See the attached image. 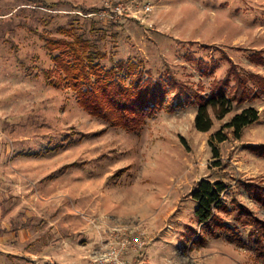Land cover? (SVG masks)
Returning a JSON list of instances; mask_svg holds the SVG:
<instances>
[{"label":"rangeland","instance_id":"rangeland-1","mask_svg":"<svg viewBox=\"0 0 264 264\" xmlns=\"http://www.w3.org/2000/svg\"><path fill=\"white\" fill-rule=\"evenodd\" d=\"M104 1L0 0V141H8V196L15 189L23 194L35 223L44 222L49 248L65 244L48 227L85 221L95 242L89 261L119 229L144 242L125 257L131 264H264L231 211L243 205L264 221V208L247 191L264 190V155H258L264 151V0H140L153 6L151 27L100 20L92 14ZM76 40L105 68L130 60L154 80L174 79L203 97L234 66L251 93L239 102L230 77L227 96L236 99L221 120L209 109L212 127L205 133L195 129L191 105L156 113L138 132L112 127L78 104L53 62L59 51L48 42ZM245 108L259 119L237 139L224 125ZM218 131L222 142L211 140ZM202 180L228 186L226 210L216 214L237 228L244 245L225 232L209 235L196 221L191 193ZM65 262L0 251V264Z\"/></svg>","mask_w":264,"mask_h":264},{"label":"trees","instance_id":"trees-1","mask_svg":"<svg viewBox=\"0 0 264 264\" xmlns=\"http://www.w3.org/2000/svg\"><path fill=\"white\" fill-rule=\"evenodd\" d=\"M48 44L49 50L59 51L53 62L65 75L67 86L74 90L78 104L90 115L110 126L121 127L132 133L138 132L146 119L156 113L162 110L173 113L188 105L196 107L195 129L202 133L208 132L212 127L209 109L221 120L230 112L236 97L242 102L246 96L249 98L251 93L250 88L246 87L245 79L236 74L234 66L229 69L221 86L215 84L209 96L203 97L196 90L174 79L154 80L149 71H144L130 60L105 68L96 61V54L88 52L87 47L79 40ZM233 75L236 82L230 89H234L236 97L229 98L226 88ZM171 94L173 96L169 98ZM258 119L259 114L255 109L245 108L235 114L224 128L231 129L235 138L239 139L243 130ZM225 139L221 131L211 136V140L216 142ZM258 153L264 155V151ZM213 154L217 157L216 149H213ZM227 188L222 181H200L191 193L192 199L197 203L194 216L207 234L217 236L225 232L231 241L244 245L237 228L227 226L216 214L218 210H226L222 194ZM247 191L264 208V190L248 186ZM231 211L236 224L248 228V245L253 247L256 255L264 259V221L257 219L254 213L243 205H233Z\"/></svg>","mask_w":264,"mask_h":264},{"label":"crops","instance_id":"crops-1","mask_svg":"<svg viewBox=\"0 0 264 264\" xmlns=\"http://www.w3.org/2000/svg\"><path fill=\"white\" fill-rule=\"evenodd\" d=\"M2 147L4 150H0V251L8 252V256L14 259H22L26 256L42 258L57 255L66 261L62 264H90L87 256L95 242L90 240L93 230L85 221L76 220L74 222L80 226L79 230L73 229L75 224H61L59 221L53 227H48L49 234L62 235L60 236L61 242L65 244V246H58V241L54 243V247L49 248L44 243L46 233L43 229L44 222L35 223L36 213L29 212L23 194L16 192L15 189L11 192V196H8L7 140L0 141V148ZM14 195H20L23 199L16 202L17 199ZM81 240L86 242L81 243ZM49 252L51 253L48 254Z\"/></svg>","mask_w":264,"mask_h":264},{"label":"built area","instance_id":"built-area-1","mask_svg":"<svg viewBox=\"0 0 264 264\" xmlns=\"http://www.w3.org/2000/svg\"><path fill=\"white\" fill-rule=\"evenodd\" d=\"M152 11L151 4L140 0H105L92 15L104 22L130 20L151 27L149 18ZM129 232L131 234L127 235L126 230L113 229L109 238L89 257L90 264H131L125 257L131 249H142L144 242Z\"/></svg>","mask_w":264,"mask_h":264}]
</instances>
